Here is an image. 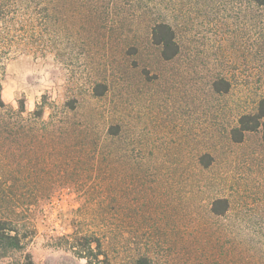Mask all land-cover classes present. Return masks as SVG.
<instances>
[{
	"label": "rangeland",
	"instance_id": "374dc122",
	"mask_svg": "<svg viewBox=\"0 0 264 264\" xmlns=\"http://www.w3.org/2000/svg\"><path fill=\"white\" fill-rule=\"evenodd\" d=\"M70 5V36L60 31L49 51L0 74V215L26 236L0 264H90L82 240L71 244L81 236L98 237L110 264H254L257 244L264 261V143L260 132L239 144L227 136L264 98V8L252 0ZM164 18L180 45L167 63L150 41L153 21ZM215 78L229 83L227 93L211 90ZM97 84L106 87L100 96ZM69 99L76 110L65 113ZM110 125H119L116 137ZM204 154L213 158L207 168L197 163ZM219 197L230 203L225 218L209 214Z\"/></svg>",
	"mask_w": 264,
	"mask_h": 264
},
{
	"label": "trees",
	"instance_id": "16d2710c",
	"mask_svg": "<svg viewBox=\"0 0 264 264\" xmlns=\"http://www.w3.org/2000/svg\"><path fill=\"white\" fill-rule=\"evenodd\" d=\"M71 1L73 0H0V74L7 63L16 58L29 54L36 56L38 53L49 51L57 41L60 31H65V36H70L68 29L75 11L70 5ZM252 3L257 8H264V0H252ZM150 41L159 50V58L162 62H171L180 54L176 32L165 18L153 21ZM210 86L216 94L227 93L230 87L229 83L221 78L213 79ZM104 88L106 87L102 84L95 85L94 95L100 96ZM76 103L75 99L67 100L64 104L65 113L74 112ZM6 108L7 105L1 98L0 82V110ZM43 110L44 105L37 104L32 116L42 118ZM16 112L19 115L26 112L24 99L18 101ZM62 124L66 126V123ZM119 132V125H110L108 128L109 136L116 137ZM254 132L261 133V140L264 143V98L258 101L254 112L237 117L235 125L229 129L227 136L232 143L239 144L247 134ZM197 163L202 168H207L213 163V158L209 154H204ZM229 211L230 203L227 198H214L209 204V214L216 218H225ZM3 214L0 215V260H6L11 253L23 249V240L26 238L24 233H21L17 220L11 215L9 217ZM92 237H75L71 243L72 247L80 245L78 242L82 240V256L90 264H96L99 256H103L105 264H110L99 238ZM255 246L253 254H259L260 262L254 264H264L261 257L262 245ZM136 264H147V262L145 259H137Z\"/></svg>",
	"mask_w": 264,
	"mask_h": 264
}]
</instances>
